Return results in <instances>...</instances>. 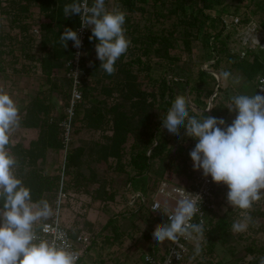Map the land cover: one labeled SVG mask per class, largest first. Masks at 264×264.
<instances>
[{
    "label": "rangeland",
    "instance_id": "rangeland-1",
    "mask_svg": "<svg viewBox=\"0 0 264 264\" xmlns=\"http://www.w3.org/2000/svg\"><path fill=\"white\" fill-rule=\"evenodd\" d=\"M226 3L231 6L229 11L231 13L224 14L219 7H216L210 15L220 19H215L213 26L203 24L200 30L189 29L185 24L179 23V19L183 18L181 12L168 13V10L172 8L171 0H134L132 11L127 10L119 0H105V7L108 10L113 8L122 10L128 19L126 23L131 26L130 32L132 29L135 30L134 36L145 34L147 30H150L153 35H167V32L171 30L174 32V48L170 51V54L176 57L173 63L165 58L157 57L153 52L147 56H140L137 45L131 43L133 35L125 32L130 43L127 51L122 54V61L129 60L130 54H133V48H136L135 55L132 56H140L143 65H148L149 69L146 72L141 70L142 66L133 65L132 71L137 73L138 79L142 81L148 92L156 91L154 82L161 79L172 81V100L176 96L185 98L190 115L200 118V114L211 107L206 115L222 117L227 124L235 115L234 111L230 113L227 108L230 97L237 93H254V83L258 75L247 78L236 67V64L243 60L238 56L241 49L235 36L236 30L223 27L221 18L233 15V6L241 4L239 13L235 16L240 19L241 25L246 27L247 24L258 23L264 18V7L258 8L252 0L250 2L226 0ZM23 4V0H0V89L11 94L17 103L20 117L23 115L26 104L38 97L44 106L49 107V117L64 118L70 91L66 63L59 71H54L51 81H46L40 69L39 59L48 50L47 47L49 48L50 44L43 51L39 42L42 36L40 26L48 22V18L45 14L38 13L35 3H29L28 9L22 12L18 7ZM192 8V6L186 7V14ZM242 19L246 21L243 22ZM85 30L90 32L88 28ZM204 31L211 36L221 31L217 39L209 37L207 48L202 41ZM184 38L189 40L188 48L183 46ZM86 53L87 51L82 47L81 63L88 68L90 62L98 59L94 49L89 55ZM253 55L248 56V61ZM225 70L233 78L239 77V83L233 85L231 79L226 82L220 80L219 73ZM86 80L90 84L93 83L90 77ZM95 98L98 100L102 96L96 95ZM80 102L76 105L72 121L79 120L82 115ZM154 104L152 122L158 128L156 138L164 142L167 151L162 156V160L155 159L151 162V169L146 173L145 190L148 195L152 194L162 181L171 185L184 186L191 181L194 173L199 172V170H193L188 156L195 141L188 137L186 140H177L169 136L166 130L161 128L160 118L163 119L166 113H163V103L158 100ZM104 134H109V131L106 129L104 133L88 130L78 122L71 126L69 151L80 145L88 148L93 143L100 142ZM180 134H184L183 129L179 130L178 135ZM36 136L37 130L23 133L19 125L12 133L10 141L12 143L21 141L27 145L34 142ZM130 144L131 139L125 145L126 151ZM146 154L148 155L149 151ZM88 159L86 154L83 157L84 163ZM127 161L128 157L125 154L121 162L124 170L128 172L130 168ZM109 162L113 164L111 159ZM42 167L46 174L61 176L64 181L62 186L67 187L65 192H61L63 197L59 208V221L67 232H73L87 239V242L77 245L80 254L87 262L85 264H143L142 256L145 253L158 257L161 254L159 251L163 252L166 249L168 241L153 242L151 239L155 228L163 222L162 215L153 213L149 216L144 211H139L138 205L131 207L125 204L126 198L124 194H121V191L125 192L127 183L124 173L108 169L106 164L102 163L89 162L82 166L81 173L84 176H87L91 169L96 174L98 182H104V196L113 194L112 201L106 199L102 201L94 199L96 182L88 183L79 180L77 184H74L75 173L70 176L63 174L62 152L47 150ZM226 191V186L217 183L213 199L214 211L207 218V230L223 214L229 217L231 223L241 218V210L232 209L226 203ZM56 196L54 197L52 193L45 194L42 200H46L52 209ZM158 200L167 207L175 206L173 201L163 198ZM147 204L146 202L145 205ZM136 211H139V214L131 217L137 214ZM247 214L251 220L246 231L233 233L229 226L224 233L203 232L200 238V253L193 255V242H191L188 245L189 251L181 264H257L258 258L264 255V198L254 202L247 210ZM108 218H113L116 226L120 228L117 233L118 239L113 242L103 240L104 236L110 234L109 229H102ZM43 221L44 219L38 221L35 227L37 228ZM209 245L210 251L207 250Z\"/></svg>",
    "mask_w": 264,
    "mask_h": 264
},
{
    "label": "clouds",
    "instance_id": "clouds-1",
    "mask_svg": "<svg viewBox=\"0 0 264 264\" xmlns=\"http://www.w3.org/2000/svg\"><path fill=\"white\" fill-rule=\"evenodd\" d=\"M62 13L64 17L78 14L80 27L90 29L89 41H96L98 68L112 74L115 62L130 43L123 27L125 13L118 8L106 9L105 0H68ZM58 41L62 48L67 47L68 41L73 48L81 46L73 28L65 27ZM219 79L225 82L231 79L233 85L239 83V77L233 78L227 70L219 73ZM256 89L264 92V79ZM210 108L197 118L189 114L186 99L176 96L163 119L160 118L161 128L177 140L179 130L183 129L184 136L195 141L188 152L192 168L212 182L226 186V203L241 210V218L233 220L230 228L233 233H241L251 220L247 210L264 198V95L259 92L232 95L227 108L235 115L227 124L222 117L205 115ZM19 125L16 101L9 92L0 89V264H76L77 254L70 250L63 231L42 224L41 231L50 235L37 234V222L47 219L51 212L46 200L32 201L30 189L14 173L17 161L8 146ZM177 191L180 195L171 211L167 207L161 210L159 203H153L152 211L160 210L166 221L155 228L151 239L177 243L183 237L193 242V255H198L203 227L192 218L200 211L201 197L181 187ZM257 264H264V255Z\"/></svg>",
    "mask_w": 264,
    "mask_h": 264
},
{
    "label": "trees",
    "instance_id": "trees-1",
    "mask_svg": "<svg viewBox=\"0 0 264 264\" xmlns=\"http://www.w3.org/2000/svg\"><path fill=\"white\" fill-rule=\"evenodd\" d=\"M23 1L24 4L18 7L19 10L26 11L29 3H35L40 13L45 14L48 18V22H44L40 26L42 36L39 42L43 51L48 44L51 47L39 59L40 68L47 78L52 69L63 66L67 60L72 58V42L68 41L67 47L62 48L58 36L65 27L76 30L80 25L79 16L78 14L63 16L62 7L68 0ZM247 1L250 2L251 0ZM252 1L258 8L264 7V0ZM119 2L129 11L134 9V0H119ZM171 3L172 8L168 10V13L177 14V11L181 12L183 18L179 19V23L185 24L189 29L200 30L199 28L203 24L213 26L215 19L219 17L211 16L210 12L216 7H219L224 14L231 13L229 12L231 6L226 3V0H171ZM240 5L233 6V15L239 13ZM190 6L193 8L186 14V7ZM127 21L128 19L125 17L123 27L126 33L133 35L131 43L137 45L140 56H147L153 52L157 57L165 58L170 63L176 61V57L170 54L175 42L172 30L168 31L167 35H153L150 30H147L145 34L134 36L135 30L132 29L130 32L131 26L126 23ZM242 21L245 22L246 19H242ZM258 25L264 31V18L259 20ZM220 33L221 31L211 36L208 32H202V41L205 47H209V37L217 39ZM89 35L88 32L83 42V47L87 51L86 55L90 54L96 42L95 39L89 41ZM183 46L185 48L189 46V40L186 38L183 40ZM135 51L136 48H133V54H130L131 57L127 61H122V56L118 58L114 64L115 71L110 75L103 72L100 77L98 76L102 71L98 68L99 60L91 62L89 68H85L81 63L87 75L86 78L90 77L94 84L88 83L86 78L81 80L82 101L79 106L82 107V115L79 120L73 119L71 126L79 122L88 130L105 132L107 129L110 135H102V143L95 142L88 148L80 145L71 151L68 150L64 156L62 171L68 176L75 173L74 184H77L79 180L88 183L96 182L97 189L94 197L102 201H104L102 199L104 182H98L96 174L91 169L87 176H84L81 173L83 165L89 162L106 164L108 169L124 173L126 182L134 190L143 191L146 187L145 176L151 169V162L155 159L162 160V156L167 151L164 142L156 138L158 128L152 122L154 117L152 111L155 106L154 102L158 100L163 103V113L167 111L172 102L173 84L172 81L161 79L153 84L156 91L148 92L142 81L138 79L137 73L132 71L133 65L142 66L141 70L146 72L149 69L148 65H143L140 56H132L135 55ZM248 56L238 62L236 67L247 78L264 75V54L256 53L251 56L250 61H248ZM146 77L148 76L146 75ZM96 95L102 96V98L97 100ZM204 114L206 115V112ZM61 119L63 117L56 119L49 117V107L44 106L42 100L35 97L26 104L23 115L20 117V127L37 130V138L27 145L21 141L15 143L10 141L8 146L10 153L17 161L14 173L30 189L31 199L34 202L42 200L45 194L52 193L55 197L59 189L61 192H65L67 189L66 186L65 188L62 186L64 181L61 176L46 174L42 167L47 150L62 152L61 129L58 125ZM179 137L181 140L187 138L184 134H180ZM129 139H131V144L126 151L125 145ZM147 151H149L148 155L146 154ZM86 154L89 159L84 163L83 157ZM125 154L128 157L127 165L130 168L128 172L124 170L121 162ZM110 159L113 164L109 162ZM112 198L113 194L107 195V199L112 200ZM214 223L210 229L203 232L224 233L231 221L226 214H223ZM102 229L110 230V235L104 236L106 242H113L118 239V227L113 218H108ZM210 249L209 245L207 250L210 251ZM76 264H83L81 257Z\"/></svg>",
    "mask_w": 264,
    "mask_h": 264
},
{
    "label": "built area",
    "instance_id": "built-area-1",
    "mask_svg": "<svg viewBox=\"0 0 264 264\" xmlns=\"http://www.w3.org/2000/svg\"><path fill=\"white\" fill-rule=\"evenodd\" d=\"M221 22L223 24V27H225L226 29L234 28L236 30L235 36L241 49L240 52H238V56L240 58H246L248 55L250 56L254 53L264 54V31L259 27L257 23H250L247 24L246 27H243L240 23V19L235 15L224 16L223 18H221ZM76 31L81 40V46L79 49L72 47V58L65 62V66L68 70L67 77L70 82V91L67 101L66 115L58 123L61 129L63 161L66 152L69 150L68 146L70 141L71 122L73 114L76 109V105L81 101V80L83 78L85 79L87 76L84 68L81 65V50L83 47L85 36L88 32H86L85 28H81L80 25L76 28ZM74 73H76V79ZM262 79H264V75L258 76L256 78V81L254 83V92H259L260 94L264 95V92H261L260 89H256L260 80ZM179 187L183 188L188 193L199 194V196L201 197L200 211L193 216L192 221L201 222L203 231L207 230V218L211 214V212L214 211L213 199L215 196L217 183L212 182L210 177L203 176L200 171L198 173H194L191 181L184 186L167 184L165 181L160 182L158 187L153 192V195L149 197L150 199L148 201V210L151 213H158L160 211H152L153 203H159L161 205L158 198L167 199L175 203V199L179 198L180 195V192L177 191ZM124 196L126 197V205L131 207H134L135 205H145L148 200L144 192L140 190H134L129 183L125 185ZM62 197L63 195L61 194V191L59 189L58 195L56 196L53 204V208L50 211L51 214L46 219V221L39 224L37 234L41 236L50 235L45 234L41 231L40 225L42 224H48L49 227H55L63 231L65 234V241L68 244L70 250L77 254V262L80 258V252L76 244H83L87 242V239L85 237H77L76 240L73 241L70 238L67 230L61 225L59 221V208ZM162 221H166V216L164 214H162ZM191 242L192 241L185 240L183 237H181L177 243L169 242L166 249L158 257H154L151 254L145 253L142 256V263L181 264L182 260L189 251L188 245ZM145 257H147V259Z\"/></svg>",
    "mask_w": 264,
    "mask_h": 264
},
{
    "label": "crops",
    "instance_id": "crops-1",
    "mask_svg": "<svg viewBox=\"0 0 264 264\" xmlns=\"http://www.w3.org/2000/svg\"><path fill=\"white\" fill-rule=\"evenodd\" d=\"M28 9V8H27ZM37 11H38V13H40V11H39V9H38V7H37ZM258 24V23H257ZM90 33V32H89ZM51 47H47V49H50ZM93 49H94V47H93ZM42 56H43V54H42ZM93 62H96V61H93ZM40 65V64H39ZM91 65V62H90V64H89V66ZM89 66H87L88 68H89ZM62 68V66L61 67H59V68H54V69H52L51 71H50V73H49V75H48V77L47 78H45L46 79V81H51V76L53 75V73H54V71H59L60 69ZM41 69V68H40ZM41 72L45 75V73L41 70ZM101 73H103V71H101L100 73H99V77L101 76ZM45 77H46V75H45ZM21 128V130H23V133H26V131H30V130H35V129H26V128H22V127H20ZM106 132V131H105ZM104 132V133H105ZM104 135H110V132H109V134H104ZM36 138H37V136H36ZM35 138V139H36ZM102 138V137H101ZM99 143H102V139H101V141L99 142ZM91 146V145H90ZM145 179H147L146 177H145ZM126 184H128V183H126ZM96 189H97V187L95 188V191H96ZM142 191V190H141ZM142 192H144V194H145V196L148 198V200L150 199L149 197H151L152 196V194H150V195H148V192L144 189ZM103 193H105V192H103ZM121 194H124V192H122L121 191ZM126 198V197H125ZM94 199L95 200H97V198L96 197H94ZM102 199H106L107 201H112L113 200V198H112V200H109V199H107V196H104V195H102ZM99 200H101V199H99ZM147 203H148V201H147ZM125 204H126V202H125ZM148 205V204H147ZM147 205H141V206H139V211L141 210V211H144L147 215H149V216H152L153 215V213H151L149 210H148V206ZM161 205H162V209L164 208V207H167L165 204H163V203H161ZM168 208V210L169 211H171L172 210V207L170 208V207H167ZM139 211H136V213L137 214H134V215H131V217H133V216H135V215H138L139 214ZM141 213V212H140ZM156 214H160V215H162L163 213L161 212V211H159L158 213H156ZM161 219H162V217H161ZM115 222V221H114ZM116 224V223H115ZM63 226V225H62ZM118 227V226H117ZM119 230H120V228H118ZM118 230V231H119ZM68 234H69V236H70V238L73 240V241H75L76 240V238L77 237H81V236H77L76 234H73V232H68ZM110 235V234H109ZM106 236H108V235H106ZM105 238V237H104ZM104 240V239H103ZM105 241V240H104ZM169 244V241H168V243H167V245ZM76 245H79V244H76ZM152 247V246H151ZM167 247V246H166ZM164 250V249H163ZM162 250V251H163ZM87 251H88V249H87ZM150 251H152V250H150ZM159 253H162L161 251H159ZM80 257H81V261L85 264V263H87L86 261H85V259H84V256H82V254H80ZM99 260H100V258H99Z\"/></svg>",
    "mask_w": 264,
    "mask_h": 264
}]
</instances>
